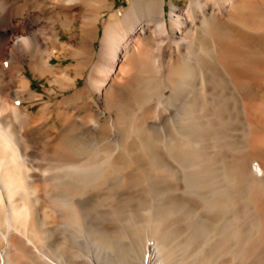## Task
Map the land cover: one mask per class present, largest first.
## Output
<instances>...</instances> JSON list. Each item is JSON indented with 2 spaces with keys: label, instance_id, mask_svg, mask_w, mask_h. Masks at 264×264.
<instances>
[{
  "label": "bare ground",
  "instance_id": "bare-ground-1",
  "mask_svg": "<svg viewBox=\"0 0 264 264\" xmlns=\"http://www.w3.org/2000/svg\"><path fill=\"white\" fill-rule=\"evenodd\" d=\"M76 1L28 0L30 3L17 5L9 12L7 20L0 22V95L13 104V116L25 120L32 115L29 108L31 103L36 102L37 106L42 107L41 110L52 105L54 118L59 125L49 128L48 125L45 128L41 126L44 134H39L36 141L51 147L52 151L61 152L57 171L53 169L56 173L52 183L59 202L67 209L63 205L64 211L61 212L60 207H55L61 211L52 213V210L49 212L44 208L47 203L43 200L42 191L52 184V180L48 184L45 179L36 177L33 181L27 177L28 174L26 176L25 165L21 163L19 148L16 147L20 146L18 136L12 133L10 126L8 128L7 122L0 124V218L7 224V239L0 253V264H12L11 257L17 252L25 255H19L23 257V264H52L48 260L54 257L44 245V249L40 247L34 237L42 233V226L45 228L64 223L65 211V222L72 234L74 231L80 234L77 233L80 231L85 235L82 231L91 230L93 237L100 235L105 241L103 244L107 243L108 246L109 243L116 250L121 249V243L125 241L120 239L119 235L124 234L123 227L113 220V217L117 219L115 214L110 218L114 211H110L112 214L106 211L110 219L100 221L102 223L98 227L92 228L93 225L85 222L86 213L83 211L86 209L83 210L80 203L84 197L75 198L82 184L89 186L86 188L91 187V197L101 195L102 187L99 186L107 171L102 170V162L93 157L95 154L90 157L81 153L85 150L82 151L84 144L80 139H70L80 136L78 130L82 134L88 131L82 124L85 123L84 118L89 119L92 115V112L90 115L83 111L87 108L79 102L105 108L113 107L118 102V106L114 107L115 121L121 124L128 134L126 138H129L125 139L121 153L113 159L112 166L122 170V178L118 182L123 191H127V184L131 186L125 178L132 169L136 170L132 176L138 181L143 180L152 169V220H145L148 223L152 221L153 245L143 235L134 248L131 239L139 230L138 224L134 218H130L125 224L127 227L124 225L130 235L129 241H126L129 249L131 247L134 253L138 252L137 264H152L155 253L152 246L156 258L160 259L161 256V260L167 261V264H264V0H188L184 6L169 0L166 10L164 0H127V5L119 8H113V0H80L86 5L80 14L77 13ZM102 10H109L105 17L101 15ZM48 12L55 13L56 17L51 19L46 31L41 30L38 22ZM75 16H79L81 22L78 36L70 32L69 38L60 39L57 23L70 31ZM99 31V43L95 48L92 42ZM151 42L153 156L149 157L152 163L148 161L152 166L146 164L147 160L146 163L139 162V152L142 156L144 153L140 149H147L151 139H147V135L146 138L140 136L138 130H142L141 125L149 121L151 110L145 107L141 112L135 111L138 115H133L134 112L131 113L127 107L129 97L137 102L142 100L145 88H139L142 85H136L133 78H142L138 75L143 70L136 64L132 66V63L144 51L146 53ZM52 56H69L74 62L64 66L53 64L50 60ZM26 68L33 76H51L49 80L54 82L57 89L71 88V91L56 100L54 105L31 87ZM77 76L83 78L81 86L77 85ZM146 77L150 79V76ZM47 89V92L55 93V90ZM128 90L131 95L126 99L122 97V101L118 91ZM46 95L49 96V93ZM123 96L126 97L127 92ZM64 98L82 107L83 121L80 120L83 123L67 109H59L60 101ZM73 121L79 123L80 129L70 127ZM129 121L137 123L134 132L145 139L137 142L135 149L131 145L135 144L133 141L137 136L130 134L132 127L128 129ZM34 127L25 125L23 136H33L35 139L38 133ZM104 129L105 123L95 130L102 133ZM127 130L130 132L127 133ZM93 152V148L87 151ZM37 193L41 198L38 200L42 201L38 209L32 201L35 199L33 194ZM120 206L123 204L120 203ZM116 215L120 218V213ZM65 228L68 231V227H63V230ZM64 231L60 236L57 234L59 239L66 236ZM92 236L91 239H95ZM136 237H139L138 233ZM34 242L46 256L35 249ZM71 257L66 255L56 264H91L81 260V256L80 260L76 256Z\"/></svg>",
  "mask_w": 264,
  "mask_h": 264
},
{
  "label": "rangeland",
  "instance_id": "rangeland-1",
  "mask_svg": "<svg viewBox=\"0 0 264 264\" xmlns=\"http://www.w3.org/2000/svg\"><path fill=\"white\" fill-rule=\"evenodd\" d=\"M0 1H2V2H0V22H5L6 20H7V18H8V14H9V12H12L13 11V8H15L17 5H21V4H25V3H32V1H30V2H28V0H16V2H15V0L13 1V0H0ZM4 1V2H3ZM114 1V3H113V8H119V7H124V6H126L127 5V0H113ZM168 1L169 0H164V7H165V10L168 8ZM173 2L175 3V4H177V5H180V6H184L187 2H188V0H173ZM76 3H77V9H78V11L79 10H81L80 12H78L77 11V13L78 14H80L81 12H83L85 9H86V5L82 2V1H80V0H77L76 1ZM15 5V6H14ZM80 8V9H79ZM15 10V9H14ZM108 11L109 10H102L101 11V15H102V17H105L106 15H107V13H108ZM55 15V16H54ZM60 16H62V15H60ZM45 17V18H44ZM56 17V14L55 13H50V12H48V13H45L44 14V16L43 17H41L40 18V20H39V22H38V27L39 28H41V30L42 29H44L45 31L49 28V26H50V23H51V19L52 18H55ZM5 18V19H4ZM72 24H73V27L72 28H70V31H68L67 29H66V27H63V26H61L60 25V23H57V27H58V29L60 30L59 31V38L60 39H62V40H64V39H67V38H69L70 36H71V33H73L74 35H75V37H77L78 36V34H79V27H80V24H81V22H80V18H79V16H75L74 18H73V20H72ZM40 25V26H39ZM62 27V28H61ZM66 29V30H65ZM43 30V32H45ZM71 32V33H70ZM99 34H100V31L98 32V35H97V37H95L94 39H93V42H92V44H93V46L96 48V47H98V43H99V40H98V37H99ZM151 45H152V42L149 44V49H147V50H149V52L146 50V53H144L143 52V55L141 54V55H139L138 57H136V59H134V62L132 63V66H134L135 64V66H139V67H141L142 68V74H139L138 75V77H140V76H142V78L140 79V78H137V77H135V78H133V82L136 84V85H139V86H141V87H139V88H145V89H143V91H144V93H143V96H142V100H138V102H137V100L136 99H133V98H131V97H129L128 98V104H127V107H129L128 109L130 110V111H132L131 113H133V115H138V114H136V113H138V112H141L145 107L146 108H148L149 110H151V112H150V114H151V116H149L150 118H149V121L147 122V123H145V124H142L141 125V128H142V130L141 129H138L140 132V136H146L147 137V139H151V141L150 142H148V145H147V149H144V151L143 150H141L140 149V151H142V152H144L143 153V156L141 155L142 153L141 152H139V156L141 157V159L142 158H144V159H139L140 161L139 162H147L148 160H150V162L152 163V160L150 159V158H152L151 157V155L153 156V154H152V148H153V146L151 145L152 144V139H153V121H152V108H153V46L151 47ZM151 49V50H150ZM150 53V54H149ZM145 54V55H144ZM140 57V58H139ZM50 60H51V62L53 63V64H56V63H60V64H62L63 66L64 65H67L69 62H74V59L73 58H71V57H69V56H64V57H61V58H57V57H54V56H52V57H50ZM138 62H137V61ZM138 63V64H137ZM134 64V65H133ZM140 64V65H139ZM148 64V65H147ZM145 67V68H144ZM147 69V70H146ZM5 70H7V69H5ZM145 71H149V72H147V74L145 73ZM143 73H145V74H143ZM150 73V74H149ZM26 74H27V76L29 77V79H30V85H31V87L34 89V90H36V92L37 93H40L43 97L42 98H48V100L50 101V102H52L54 105H55V101L56 100H58V99H62V96L63 95H66V94H68L70 91H71V88H65V89H63V90H59V89H57L56 88V86H55V84H54V82H51L49 79L51 78V76H49V75H46V74H43V75H39V76H33L30 72H29V70L26 68ZM57 74H59L58 76H60V73H57ZM149 74V75H148ZM146 76H150L149 78L150 79H147V77ZM47 77V78H46ZM145 79V80H144ZM149 80V81H147V80ZM138 80V81H137ZM142 80L144 83H146V82H148L150 85H143L144 83L142 82H140V81ZM50 81V82H49ZM139 82V83H138ZM83 84V78H82V76H77V85H79V86H81ZM145 86H147L148 87V89H147V87H145ZM151 88H150V87ZM47 88H50V89H52V90H55V93L54 92H47V91H49V89H47ZM138 87H137V90L139 89ZM126 89V88H125ZM62 91V92H61ZM125 92H127V96L125 97V96H123V93H125ZM49 93V96L48 95H46V94H48ZM117 93V92H116ZM118 93H119V95L121 96V99H122V101H124V99L122 98V97H124L125 99L128 97V96H130L131 94V92H130V90H128V91H118ZM122 93V94H121ZM128 93H129V95H128ZM54 94V95H53ZM52 95V96H51ZM119 95L117 96V94H116V96L117 97H119ZM1 97H0V112L2 113H0V124H2V123H4V122H7L8 124H7V126H8V128H9V126H10V130L12 131V133L13 134H15L16 136H18V138H19V142H18V145H20V146H16L17 148H19L18 150H19V154L21 155V158H22V162L21 163H23V165H25L24 166V171H25V174H26V176H27V174L29 175V176H27V177H29V179H32L33 181L36 179V177L37 178H40V180H44L45 179V182H48V184H49V182L50 183H52L53 182V180L55 179V174L54 173H56V172H54L55 170L57 171V169L56 168H58V164L59 163H57L58 161L60 162V151L59 150H55V151H58V153L57 152H55V151H52L53 149L51 148V147H46V146H44V145H42L41 144V141L39 142V140H37L36 141V139H37V137H38V139H39V134H44V132L43 131H41V130H43V129H41L42 127H46L47 125V127L49 128V127H53V126H56V127H58V125H59V123H58V121H57V119L56 118H54V112H53V110H52V105H49V106H47V107H45V108H47V109H49V111L47 110V109H44V110H41L42 109V107L41 106H37L38 104L35 102H33V103H31L30 105H29V108L31 109V111H32V115H30V118L28 117V118H26V120L25 119H22L21 117H19V116H13V112H15V108L13 107V104L10 102V101H8V99L4 96V98H3V95H0ZM93 99H95V97L93 96L92 97ZM91 98V99H92ZM120 98V97H119ZM131 98V99H130ZM5 99V100H4ZM118 99V98H117ZM67 100V101H66ZM4 101H6V102H4ZM118 101H121L120 99L118 100ZM140 101V102H139ZM68 102H69V104H68ZM131 102V103H130ZM60 108L59 109H67V112H69V113H71V115L76 119L77 117L79 118H77V120L79 121L80 119L83 121V117H82V113H83V111H85V112H88L89 114H90V112H92V115H91V117L89 118V119H92V120H89L88 118L86 119V118H84V121L83 122H85V123H83L81 120V123H83L82 125H84V126H86L87 128H88V131L85 133H83L82 134V132L81 131H79L78 129H80V128H78V125H79V123H77V122H75V121H73V123H72V125L70 126V127H73L74 129H77L76 131L79 133V135L80 136H78V137H74L73 138V136L70 138V139H72V140H75V139H80L81 140V142L84 144V149H82V151L83 150H85L86 151V153H85V151H83V152H81V153H83L84 155H89L90 157H92L93 156V154H95L93 157H97L98 158V160L100 161V162H102L101 163V168H102V170H104V172H105V170H107L106 172H105V175H104V177L105 178H102V180H101V184H100V188H101V190H102V192L103 193H101V195H99V196H97V197H91L90 196V188H86V186L87 187H89L88 185H84L83 186V184H82V187H78V189H77V191H76V193L75 194H77V196L76 195H74V196H76L75 198H77L78 197V199H80L81 197L83 198V199H80V203L82 204V208H83V210L84 209H86V210H84L83 212H85L86 213V215L84 214V216H85V222H86V224H88V225H90V226H92L93 225V227L92 228H96V227H98L102 222H103V220H105V219H107L108 218V216L107 215H110V214H112V215H110L111 217V219H112V216L114 215L117 219H114V217H113V220L116 222V223H118L119 225H121L122 227H123V229H122V231H123V233L124 234H120L119 236H120V239H125V241H122V243H121V249H117L116 250V248H112L113 246H109V243H108V246L106 245L107 243H104L103 244V242H105L104 240L102 241V238H100V235H94V237L92 236V231L91 230H87V229H85L84 231H82V232H85V235H83L84 233H81L80 231H76L77 233H80V234H82V236H80V234H76L75 233V231H74V234H72L73 232H71L69 229V226L67 225V223L65 222L66 221V217H67V213H66V211H65V213H63L64 214V223H62L63 225L64 224H66L67 226H63L62 224L61 225H52V226H50V227H45V228H43V226L41 227V229H40V231L42 232H40L39 230H38V233L40 234V235H38L37 234V236L36 235H34V236H36V237H34V239L36 238H38V240H40V242L38 241V240H36L35 239V241L37 242V243H39L40 244V247L41 246H45V248L48 250V252L50 253V255L52 256V257H54V259L52 260H48V261H50L52 264H56V262H60L61 261V259L63 260L64 258H65V256L66 255H68L70 258H73V257H71L72 255L73 256H76V258L78 259V260H80V256H81V260H83V261H85L86 263H91V264H137V261H138V258H139V256H138V252L136 251L135 253H134V250L130 247V249H129V244H127V240L129 241V233H128V228H126L127 226L125 225L126 224V221H128L127 219H130V218H134L135 219V221H136V223L138 224V226H137V230L139 229V230H141V231H139L138 230V232H136V235H137V233H138V235H139V237H136V235H135V237L133 236L132 238L133 239H131L132 240V244L134 245V248H135V246H138L137 244L140 242L139 241V239L140 238H142V236L144 235V236H147L148 237V239H149V241L151 242L150 244H152L153 243V239H154V236L152 235V225H151V223H152V221H150L149 223H148V220H145V219H149V220H152V218H150V215L152 216V206H153V199H152V197H153V179L151 178V175H152V169H149V171L150 172H147V174H146V176H145V178H143V180L142 179H139V181H138V179H135V178H133V174L136 172V170L134 169H132L131 170V172L127 175V178H125L126 179V182H130V184H131V186H128V184H127V191H123L122 190V188L121 187H119L120 186V181L121 180H119L120 178H122V172H120V170H121V168L120 167H115V168H113V163H112V161H113V159L115 158V157H117L120 153H121V146H122V144L124 143V141H125V139H127V138H129V136L126 138V136L128 135H126V131H124V129L121 127V124L119 123V122H116L115 121V112H114V107H117L118 105V102H117V104L114 106L113 105V107L112 106H106V108L107 107H111L112 109H109V108H105V106H93V105H89V103H85L84 104V102L83 103H78V104H82L84 107H86L87 109H83V111H82V107H80V106H77V105H75V103H72L68 98L66 99V98H64L63 99V101L61 100L60 101ZM67 103V104H66ZM140 103V104H139ZM2 104V105H1ZM65 104V105H64ZM65 107H64V106ZM74 105V106H73ZM75 106H76V108H75ZM152 106V107H151ZM151 107V108H150ZM14 108V109H13ZM106 110H105V109ZM116 109V108H115ZM9 110V111H8ZM48 112H46V111ZM76 110V111H75ZM137 110V111H136ZM135 111H136V113H135ZM96 112V113H95ZM100 112V113H99ZM46 113V114H45ZM50 113V114H49ZM52 114V115H51ZM77 114H79V115H77ZM10 117H9V116ZM40 115L41 117H38V116ZM48 115V116H47ZM51 115V116H50ZM35 116V117H34ZM46 116V117H45ZM81 116V117H80ZM108 116H110V117H108ZM6 117V118H5ZM31 117H33L32 119H31ZM38 117V118H37ZM44 117V118H43ZM107 117V118H106ZM131 117H132V115H131ZM134 117V116H133ZM16 118V119H15ZM95 118H97V119H95ZM111 120H110V119ZM18 119V120H17ZM23 121H22V120ZM29 119V120H28ZM31 119V120H30ZM38 119V120H37ZM43 119H44V121H43ZM106 119V120H105ZM87 120V121H86ZM88 120H89V122H88ZM96 120V121H95ZM110 120V121H109ZM28 121L30 122V124L28 123ZM35 121V122H34ZM114 121V122H113ZM21 122H22V124H21ZM40 123V125H36V124H39ZM109 122H111V123H108ZM130 122V121H129ZM11 123V124H10ZM45 123H46V125H45ZM54 125H53V124ZM74 123H76V124H74ZM80 123V124H81ZM92 123V124H91ZM103 123H105V129H104V132H102V133H98V132H96V130L95 129H97V127L100 125V124H103ZM133 125H132V124ZM18 124V125H17ZM42 124V125H41ZM51 124V125H50ZM78 124V125H77ZM118 125V127H120V129L117 127V125ZM131 124V125H130ZM25 125H32L34 128H36V130H37V133H38V135L36 136L35 135V139L33 138V136H31V138L30 137H27V136H25L26 137V139H25V137L23 136V131H24V128H25ZM111 125V126H110ZM130 125V126H129ZM129 125H128V129H130V127H132L131 128V132L129 131V130H127V133H129L130 132V134L131 135H133V137H134V135L135 136H137V134H136V132H134V130L136 129L134 126H136L137 125V123H135V122H133V121H131L130 123H129ZM149 125V126H148ZM17 126V127H16ZM22 126V127H21ZM42 126V127H41ZM106 126H107V129H106ZM39 127V129H37ZM110 127V128H109ZM117 127V128H116ZM146 127V128H145ZM17 128V129H16ZM73 128H71V130L73 129ZM145 128V129H144ZM16 129V130H15ZM119 129V130H118ZM22 130V131H21ZM106 130H108L107 132H106ZM110 130V131H109ZM40 131H41V133H40ZM75 131V130H74ZM124 132H125V135H123L124 134ZM144 132H146V133H144ZM62 133V132H61ZM135 133V134H134ZM96 134H98V135H96ZM139 135L137 136V138L135 137V140L133 141V143H135V144H132L131 145V148L132 149H135V147H134V145L136 146V144H137V142L139 143H141L142 142V140L144 139L143 137H139ZM83 136V137H82ZM97 136V137H96ZM21 137H23V138H21ZM100 137V138H99ZM139 137V138H138ZM145 137V138H146ZM83 138V139H82ZM85 138V139H84ZM89 138V139H88ZM103 138V139H102ZM132 138V137H131ZM143 138V139H142ZM23 139V140H22ZM34 139V140H33ZM133 139V138H132ZM139 139V141H137V140ZM66 140H68V138L66 139ZM90 140V141H89ZM145 140V139H144ZM148 141V140H147ZM38 142V143H37ZM43 143V142H42ZM98 147V148H97ZM21 148H23V149H21ZM88 148V149H87ZM90 148H93L94 149V152L93 153H87V151H89L90 150ZM51 152H54V153H51ZM98 150V151H97ZM107 150V151H106ZM145 150H147V151H145ZM111 151V152H110ZM150 151V152H149ZM109 152V153H108ZM120 152V153H119ZM104 153H106V155H104ZM111 153V154H110ZM25 154V155H24ZM55 154V155H54ZM108 154V155H107ZM146 156H145V155ZM112 155H113V158H112ZM56 156V157H55ZM102 156V157H101ZM106 156V158H104ZM108 156H110V159L108 158ZM147 157V158H146ZM150 157V158H149ZM24 158V159H23ZM57 158V159H56ZM101 158H102V160H101ZM26 159V160H25ZM109 160V161H107V160ZM145 160H147V161H145ZM110 164H109V163ZM139 162H138V164H139ZM150 162L148 161L146 164H148L149 163V165H151L150 164ZM105 164L107 165L106 167H105ZM102 165H104V167H105V169H104V167L102 166ZM110 165V166H109ZM113 165V166H112ZM57 166V167H56ZM112 166V167H111ZM152 166V165H151ZM26 167V168H25ZM110 167H111V169H110ZM107 168V169H106ZM119 168V169H118ZM53 169H55V170H53ZM110 170V173H109V170ZM113 170L114 171H116L118 174L116 175V172H114L113 173ZM28 171V172H27ZM122 171V170H121ZM107 173H109L110 175H111V178H109L110 177V175H108ZM40 174V175H39ZM114 174V175H113ZM51 175V176H50ZM108 175V176H107ZM112 175H113V177H112ZM41 176V177H40ZM53 176V177H52ZM148 176V177H147ZM35 177V178H34ZM49 177V178H48ZM108 177V178H107ZM42 178V179H41ZM52 178V179H51ZM114 180H113V179ZM130 178V179H129ZM148 178V179H147ZM150 178V179H149ZM105 179H107L108 180V182L105 180ZM116 179V180H115ZM127 179H129V180H127ZM135 181H133V180ZM48 180V181H47ZM142 180V181H141ZM106 183H105V182ZM119 181V182H118ZM136 181H138V183H136ZM102 182H104V184L102 183ZM141 182L144 184H141ZM112 183V184H111ZM152 183V184H151ZM111 184V185H110ZM119 184V185H118ZM129 184V185H130ZM134 184V185H133ZM141 184V185H140ZM52 185V187H50ZM51 185H49V187L48 188H46L45 187V189H43L44 191H42V194H44V195H42L43 196V200L45 201V209H47L49 212H51V210H52V213H58V210L59 211H61V212H63L64 211V209L65 210H67L66 209V206L63 204V203H60L59 202V200H58V197H57V195H56V192H55V189L53 188V183L51 184ZM108 185V186H107ZM139 185V186H138ZM113 187L114 189H116V190H113V188H111V187ZM116 186V187H115ZM135 186H137L136 188L137 189H135L134 187ZM143 186H145V187H143ZM148 186V187H147ZM108 187V188H107ZM119 187V188H118ZM143 188V190L141 189V188ZM111 188V189H110ZM133 188V189H132ZM147 188V189H146ZM47 189V190H46ZM48 189H50V190H48ZM87 189H88V191L89 192H87ZM109 191H108V190ZM139 189V190H138ZM149 189V190H148ZM82 190H83V194L81 193L82 192ZM85 190V191H84ZM104 190H105V192H104ZM110 190H113V191H110ZM48 191V192H47ZM115 191V192H114ZM140 191V192H139ZM141 191H143L144 192V194H143V192H142V194H141ZM45 192V193H44ZM50 192H51V194H50ZM107 192V193H106ZM111 194H109V193ZM122 194H120V193ZM135 192V193H134ZM146 192H147V195H146ZM34 193H36V192H34ZM53 193V194H52ZM85 193V194H84ZM89 193V194H88ZM46 194H48V195H46ZM115 195V197H114V195ZM130 194V195H129ZM139 194V195H138ZM35 197H34V196ZM32 196H33V199L34 200H32V201H34L33 202V205H34V207H36L37 209H38V206H40L41 205V202L39 201V200H41V198H40V196H39V194L37 193V194H33ZM84 195V196H83ZM86 195V196H85ZM142 195V196H141ZM144 195V196H143ZM106 196V198H104ZM108 196V197H107ZM141 196V197H140ZM102 197V198H101ZM128 197V198H127ZM132 197V198H131ZM46 198L48 199V200H46ZM112 198V199H111ZM119 198V199H118ZM134 198V199H133ZM141 198V199H140ZM144 200H143V199ZM39 199V200H38ZM57 199V200H56ZM100 199H104L105 201H106V204H104L105 203V201L104 200H101L100 201ZM106 199H108V201L109 200H111L112 202H107V200ZM122 199V200H121ZM124 199H125V201H124ZM131 199V200H130ZM54 200V201H53ZM116 200H117V202H116ZM134 200V201H133ZM137 200H139V201H137ZM143 200V201H142ZM47 201H49V202H47ZM94 201V202H93ZM104 203H103V202ZM120 201V202H119ZM127 201V202H126ZM128 201H132V203L130 204ZM140 202V204H138L137 202ZM151 201V202H150ZM36 202L38 203V205L36 204ZM97 202V203H96ZM135 202V203H134ZM89 203H91V205L89 204ZM112 203V204H111ZM119 203V205H117ZM120 203H121V205L123 204V206L124 205H126V207L124 206H120ZM127 203H129L130 205H128ZM134 203V204H133ZM40 204V205H39ZM56 204V205H55ZM60 204V206H58ZM102 204V205H101ZM135 204H137L139 207H137L138 208V210H137V208H136V205ZM55 205V206H54ZM63 205H64V209H62L63 208ZM96 205V206H95ZM100 207H99V206ZM132 205V206H131ZM51 206V207H50ZM92 206V207H91ZM103 206V207H102ZM111 206V208H113V209H111L110 208V210L109 209H107V207H110ZM117 206L119 207V208H117ZM47 207V208H46ZM55 207H57V208H59L60 207V209H58L57 210V208H55ZM130 207V208H129ZM55 208V209H54ZM115 208H116V210H115ZM120 208H122L121 209V211H120ZM131 208H133V209H131ZM136 208V209H135ZM44 209V210H45ZM54 209V210H53ZM89 209H91V210H89ZM93 209H95V210H93ZM134 209H135V211H134ZM47 210H45V211H47ZM98 210V211H97ZM120 211V212H117V211ZM126 210V211H125ZM95 211V212H94ZM106 211H109V213L108 212H106ZM110 211H114V212H110ZM115 211L117 212V213H115ZM131 211V212H130ZM92 213V214H90V213ZM104 212L106 213V214H104ZM96 213V214H95ZM120 213V218L116 215V214H119ZM125 213V214H124ZM130 213V214H129ZM149 214V218L147 217V215ZM90 214V215H89ZM89 215V216H88ZM105 215V216H104ZM129 215V216H128ZM130 215H133V217L132 216H130ZM63 216V215H62ZM110 218H108V219H110ZM144 219V220H143ZM4 221V219H1L0 218V224H1V222L2 221ZM88 221V222H87ZM92 221V222H91ZM100 221H102V222H100ZM140 221V222H139ZM144 221V222H143ZM147 221V222H146ZM93 223V224H92ZM94 223H95V225H94ZM100 223V224H99ZM146 223V224H145ZM149 225H148V224ZM6 223H5V221H4V224H3V222H2V225H0V227H1V229H0V253L2 252V250H3V244H4V242L6 241V239H7V235H6V232H5V230L7 229V224L5 225ZM144 224V225H143ZM126 227H125V226ZM61 228V229H59V227ZM95 226V227H94ZM149 226V227H148ZM151 226V227H150ZM54 227H58V229L56 230V228L54 229ZM63 227H68V231H67V228H65L64 230L66 231V233H65V231L63 230ZM125 227V228H124ZM4 228V229H3ZM6 228V229H5ZM42 228H43V230H42ZM150 228V229H149ZM48 231V233H46V231ZM64 231V233H65V235L66 236H64L63 238H60L59 239V236L61 235V234H63V231ZM56 231H58V232H56ZM87 231V232H86ZM151 231V232H150ZM4 232V233H3ZM71 232V233H70ZM44 233V234H43ZM61 233V234H60ZM70 233V234H69ZM88 233H89V237H88ZM91 233V234H90ZM5 234V235H4ZM55 234V235H54ZM59 236H58V235ZM68 234V235H67ZM74 235V236H73ZM87 235V236H86ZM129 235V236H128ZM85 236V237H84ZM91 236L93 237V238H95V239H91ZM42 237V238H41ZM74 237V238H73ZM123 237V238H122ZM125 237V238H124ZM99 238V239H98ZM134 238H136L135 239V241H134ZM2 239V240H1ZM131 240H130V242H131ZM141 240V239H140ZM76 241H78V242H76ZM134 241V242H133ZM36 242H34V243H32L33 245H34V247H35V249L36 250H38V252H40V254L42 255V251H41V249H40V247H38L37 246V244H36ZM61 242V243H60ZM91 242V243H90ZM2 243V244H1ZM42 243V244H41ZM62 243H63V245H62ZM79 243V244H78ZM101 243V244H100ZM36 244V245H35ZM55 244V245H54ZM81 244V245H80ZM100 244V245H99ZM48 245V246H47ZM105 245V246H104ZM129 245V246H128ZM153 245V244H152ZM44 246L42 247L43 249H44ZM127 246H128V249H127ZM62 250H61V249ZM65 248V249H64ZM71 249V250H70ZM154 249V250H153ZM114 250V251H113ZM152 252H155L154 254H156V251H155V248L152 246ZM58 251V252H57ZM61 251V252H60ZM69 252V253H68ZM125 252V253H124ZM20 253H21V255H23V253L22 252H17L16 253V255L14 254L11 258H12V264H23L22 262V258L23 257H25V255H23V257H21V256H19L20 255ZM132 253H134V254H132ZM45 253H43V255H44ZM54 254V255H53ZM72 254V255H71ZM75 254V255H74ZM86 254V255H85ZM153 254V262H152V264L153 263H155V264H167V261L165 262V261H163V260H161V256H160V259H157L156 258V256ZM71 255V256H70ZM16 258H15V257ZM18 256H19V258H18ZM45 256H46V254H45ZM44 256V257H45ZM135 256V257H134ZM15 258V259H14ZM75 258V257H74ZM76 258H75V260H76ZM111 258V259H110ZM137 258V259H136ZM113 259H115V260H113ZM58 260H60V261H58ZM113 260V261H112ZM17 262V263H16ZM99 262V263H98Z\"/></svg>",
  "mask_w": 264,
  "mask_h": 264
}]
</instances>
